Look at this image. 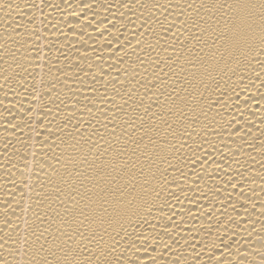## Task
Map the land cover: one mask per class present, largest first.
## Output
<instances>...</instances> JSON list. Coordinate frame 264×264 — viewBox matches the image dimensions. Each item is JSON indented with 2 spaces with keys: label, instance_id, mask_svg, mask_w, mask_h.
<instances>
[{
  "label": "bare ground",
  "instance_id": "1",
  "mask_svg": "<svg viewBox=\"0 0 264 264\" xmlns=\"http://www.w3.org/2000/svg\"><path fill=\"white\" fill-rule=\"evenodd\" d=\"M0 264H264V0H0Z\"/></svg>",
  "mask_w": 264,
  "mask_h": 264
}]
</instances>
